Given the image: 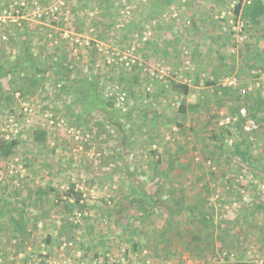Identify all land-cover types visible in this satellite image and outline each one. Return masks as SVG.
<instances>
[{
	"label": "rangeland",
	"instance_id": "374dc122",
	"mask_svg": "<svg viewBox=\"0 0 264 264\" xmlns=\"http://www.w3.org/2000/svg\"><path fill=\"white\" fill-rule=\"evenodd\" d=\"M97 2L0 0V65L22 63L24 49L31 62L0 79V143H17L10 156H0V207L12 210L0 218V264H264V211L225 228L198 224L202 215L215 226L231 222L264 201V106L255 113L252 105L264 90L248 75L260 62L237 63L253 47L264 50V17L256 24L246 18L244 0H222L221 9L206 11L224 22L234 6L232 17L243 28L233 30L226 20L216 28L220 72L189 73L188 86L178 75L150 80L137 67L124 71L105 61L135 48L149 68L164 62L142 56L151 0H105L104 19L94 11ZM168 3L159 16L174 19L175 30L189 37L187 22L198 19L187 15L191 0ZM127 4L133 11L124 16ZM72 31L84 35L83 43L72 41ZM62 51L68 66L61 68L55 63ZM56 71L67 80L56 81ZM31 79L39 83L29 87ZM226 79L250 90L230 87ZM81 80L96 88L106 113L89 103ZM116 86L126 93L123 105L109 96ZM177 86H186L187 95ZM241 109L254 113L247 119L255 131H243ZM158 182L174 220L160 207L146 219L120 216L123 203L142 191L155 193ZM72 188L70 194H81L78 204L66 196ZM20 214L21 228L9 220Z\"/></svg>",
	"mask_w": 264,
	"mask_h": 264
},
{
	"label": "crops",
	"instance_id": "0c3cea01",
	"mask_svg": "<svg viewBox=\"0 0 264 264\" xmlns=\"http://www.w3.org/2000/svg\"><path fill=\"white\" fill-rule=\"evenodd\" d=\"M97 1L98 2L95 3L96 5H94L95 6L94 11L98 13L100 17L103 18V16H105L107 18L108 15L107 8L109 7L107 6V8H105L103 7L102 4H100L102 2L101 0H97ZM218 2H222V0H191V6L190 8L187 9V15L192 20L194 19V17H198V19L192 21L193 26L187 28L189 32L186 33L187 34L190 33V36L186 37L185 35H183L184 32H177L175 30V26L178 24L174 21V19L168 20L165 14H163L162 17L159 16L160 11L165 10L166 5H170V3H168V0H151V2H149L147 7L148 10L150 11V19H149L150 38L149 41L147 42L148 46H147L146 55L144 53L142 55L144 56L145 60L146 59L148 61L154 60V62L155 61L157 62L158 59H162L165 62L166 66H168L170 69L168 77L170 79H173V77H171L170 75H174V76L178 75L180 78H177L176 76L174 78H177L176 80L183 78V81L181 83H187L188 86H190L188 84L190 82L188 79L189 73H190L189 75H192L193 73H197L199 75L200 73L201 74L209 73L210 75L216 73L218 74V72H220L218 68L220 67V65L223 64L222 63L219 64L218 63L219 61L216 58L218 57L217 53L219 52V49L222 48L223 44H222V38H220L218 35H215V33H216V28L218 27L220 28L221 25L225 22V20H223L224 22L216 21L214 20L215 18L218 19L216 16L213 18L211 17V15L208 16L209 12L218 11L219 9H221V7H218L219 6ZM189 11H192L194 14H192V12ZM206 11L209 12L205 14ZM91 20L90 18H88L87 21L90 22ZM91 30L92 29H90V31ZM78 32L76 33V31L74 32L72 31V33H74V35L77 36L75 40H78L80 43H83L84 40H80V39L84 35H82L81 37V35ZM71 37L70 39L72 40L73 38ZM223 39H224L223 41L225 42L226 37L224 36ZM262 41H264V38ZM219 43H221V45ZM203 44H207L206 46L208 47V49L205 48L204 50L201 51L200 49L202 48ZM224 44L226 45L225 48L228 49L227 44L226 43ZM189 45L194 46L192 47L193 51L190 52L191 55H189L188 54L189 52L187 51L189 50L188 48L190 47ZM176 48L178 51H175ZM260 49L261 50L258 51L257 46L253 47L252 50L244 54L242 60H240V62L237 63L241 64L242 65L241 67L245 66L248 63H251V65H253L254 63L256 64L259 63V58L264 59V50L263 48ZM222 50H220V52H222ZM231 51L233 52V49ZM73 53L75 52L73 51ZM186 54H188V56H185ZM221 55L224 56V54H220V56ZM228 57L229 56H227L225 60L227 61V63L229 62L231 63L232 60L231 58ZM207 59L211 61L210 62L211 66H209ZM164 62H162V64ZM215 65H216V69L218 70L213 68V66ZM239 67L240 66H237L234 69L233 66V70L238 71ZM205 68H208V71L205 70Z\"/></svg>",
	"mask_w": 264,
	"mask_h": 264
},
{
	"label": "trees",
	"instance_id": "16d2710c",
	"mask_svg": "<svg viewBox=\"0 0 264 264\" xmlns=\"http://www.w3.org/2000/svg\"><path fill=\"white\" fill-rule=\"evenodd\" d=\"M101 1H102V3L103 2L105 3V0H101ZM244 7H245V9L243 11V15L246 18H249L253 23H255V24L258 23L259 19L264 17V0H253L251 5L244 6ZM238 9H239V7L237 6L236 10H238ZM190 24H191V26H193L192 22H190ZM186 28H188V27H186ZM24 33H23V36H25ZM24 44L26 45V43H24ZM25 52H27V49H24V52L22 54L23 55L21 58L22 63L19 62L18 60H15V63L13 65H11L10 68H9V66L7 68H4L2 65H0V79L4 75H6L10 72H13L14 74L18 75L20 73V71H18V70L23 69V68H31L30 67L31 62L27 58ZM60 53H61L60 58L57 60V62L55 64L61 68L63 67V65H65V67H67L68 63L66 62V56H65L66 52L62 51ZM138 61H140V58H138V60H135V62L133 64H131L130 68L123 67L124 66L123 64H122L123 66H121V67L124 69V71H129L133 67H137L140 70H142L143 68H142V66L139 67ZM259 62H260V64H259L260 66H258V68H255V69H260L261 71H264V67L261 65L262 62H264L263 59L259 58ZM34 70L39 71L36 69H34ZM45 71L46 70H44V72H43L44 75L41 77V79L45 78V74H47V72H45ZM250 71H249L248 75H250ZM14 74H13V76H14ZM53 75H54V78L56 79V81L67 80V76L65 75L64 72L56 71L53 73ZM251 78H253V77L251 76ZM30 81H31L30 82L31 84L29 85V87H33L39 83L35 79H31ZM81 82H82L81 86L82 87L84 86L85 90L88 89V91L90 92L89 95H86L89 103L94 105L95 107H97L99 110L104 111L106 113L108 110L107 109L108 106L103 105V102L100 99L98 92L95 91L96 88L93 87L92 83H89L87 80H85V81L81 80ZM247 85L248 84L244 85V93L246 92V90H250V89H248ZM177 88H180L182 90V94L184 96L187 95L188 88L186 86H181V87L177 86ZM249 88H251V87L249 86ZM244 97H246V95ZM112 98H114V100H115V98H116L115 95H113ZM112 98H110V99L113 100ZM115 102H116V100H115ZM181 105L182 106H180V108L178 110V114L183 115L186 112V110H185V105L184 104H181ZM252 105H253V107L255 106V108H256L254 112L255 113L259 112L261 110V107L264 106V98L256 97L253 100ZM248 115L246 118L241 116V118H242L241 123L245 122V120L249 117H255L254 113L253 114L249 113ZM35 139L39 140L42 138L40 136H36ZM16 144L17 143L13 140L7 141L5 143H0V156H2L3 158H7L8 156H10L13 149L15 148ZM243 153L246 154V151H244ZM157 188L158 189L155 193H148L146 191H142L141 194L138 196V198H134V197L129 198L127 203L122 204V209H121L122 215H120V216H123V214H126V213H132V215L134 217L137 216L138 218L142 217V218L146 219V218L151 217V215L154 213V207H160L163 211H166L165 213L168 215L167 216L168 220H174L176 213L174 214V212H173L174 210L171 207H169V205L167 204L166 201H162L160 198V193L162 192V184L160 182L157 183ZM72 190H73V188L69 190L70 192H66V196L75 197V203L78 204V200L81 198V194H79V193L70 194ZM38 193H39V195H43V194H45V191L38 190ZM133 210H135V211H133ZM11 211H12L11 209L4 210L0 207V218L5 214L8 215V213H11ZM261 211H264V201H258V202L250 204L248 206V208L243 210L231 222L230 221L218 222V223H216V226H215L213 223L212 217L207 218L206 216L202 215L203 217L201 216V218L198 220V224L200 225V223H201L204 226L210 227L213 229L216 227L225 228L226 226L231 225V224L235 225V224L239 223L240 221H243L244 219L252 216L253 214H255L257 212H261ZM119 213L121 214V212H119ZM199 215H200V212H199ZM22 216L23 215L20 214L18 216V219L15 220L14 217L12 215H10L9 220L12 224L19 227V226L23 225ZM166 222H168V221L166 220ZM191 223H194V221L193 222L191 221ZM19 228H21V227H19ZM209 237H210L209 235H206L204 238L209 239Z\"/></svg>",
	"mask_w": 264,
	"mask_h": 264
},
{
	"label": "built area",
	"instance_id": "2783aa9c",
	"mask_svg": "<svg viewBox=\"0 0 264 264\" xmlns=\"http://www.w3.org/2000/svg\"><path fill=\"white\" fill-rule=\"evenodd\" d=\"M252 2H253V0H244V5L249 6L252 4ZM123 8L125 9L122 12V13H124L123 15L129 16L130 11L132 10V7L127 4ZM233 8H234V6H231L229 8V10L227 11V16L226 17L222 16V19L226 20L228 23L227 25L229 27L232 26L233 30L235 28H238L241 31V29L243 28V23L240 19H237V20L233 19V17H232L233 11H234ZM176 15L177 14L173 11L172 17L174 18V17H176ZM1 23H3V20H0V26H1ZM187 23H190V21ZM143 35L147 36V37L142 38L143 41H145L146 39H149L148 37H150L149 32L147 34L144 33ZM136 38H139V37H136ZM72 41H74L75 43H77L79 45L81 44L78 40L74 39ZM85 44H87V43L85 42ZM134 55H136L135 48H128L123 53H113V52L110 53L108 56H106L105 61L109 64H112V65H120V66L124 65L123 67L130 68L131 64H133L135 62V60H138V58H136ZM138 65H139V67L142 66L143 72L146 73V75L150 78V80L163 81L164 78L166 76H168L169 71H170L169 67L162 64V63H158L155 66H152V68H149L145 64H142L140 61H138ZM250 75L256 81L259 82L258 85L264 90V71H261L260 69H252L250 71ZM225 83L227 85H229L230 87H233L235 89H240L241 92H244V88H242V86L239 85V82L236 79H226ZM146 90L149 91V88H147ZM111 91L112 92L109 94V96L115 95V97H116L115 100H116V103L118 104L117 106L123 105L125 100H126V93L121 91L117 86L114 87ZM240 114L244 118L247 117V113H246L245 109H241ZM242 128H243L244 132L251 133L257 129V126L253 120L246 119Z\"/></svg>",
	"mask_w": 264,
	"mask_h": 264
}]
</instances>
